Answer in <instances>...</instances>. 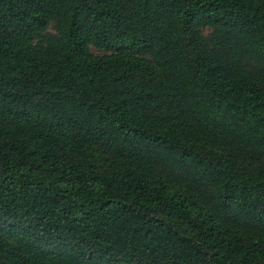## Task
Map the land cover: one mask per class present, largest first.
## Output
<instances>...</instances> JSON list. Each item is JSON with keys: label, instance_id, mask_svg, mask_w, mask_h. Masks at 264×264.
<instances>
[{"label": "trees", "instance_id": "1", "mask_svg": "<svg viewBox=\"0 0 264 264\" xmlns=\"http://www.w3.org/2000/svg\"><path fill=\"white\" fill-rule=\"evenodd\" d=\"M0 264H264V0H0Z\"/></svg>", "mask_w": 264, "mask_h": 264}, {"label": "rangeland", "instance_id": "2", "mask_svg": "<svg viewBox=\"0 0 264 264\" xmlns=\"http://www.w3.org/2000/svg\"><path fill=\"white\" fill-rule=\"evenodd\" d=\"M93 52H96L94 49H92Z\"/></svg>", "mask_w": 264, "mask_h": 264}]
</instances>
